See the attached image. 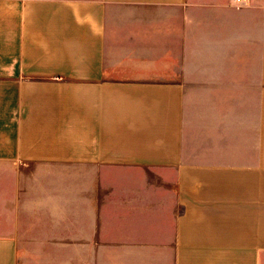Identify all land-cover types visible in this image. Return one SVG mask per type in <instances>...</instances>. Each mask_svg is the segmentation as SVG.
I'll return each mask as SVG.
<instances>
[{"label":"crops","instance_id":"crops-1","mask_svg":"<svg viewBox=\"0 0 264 264\" xmlns=\"http://www.w3.org/2000/svg\"><path fill=\"white\" fill-rule=\"evenodd\" d=\"M0 264H264V0H0Z\"/></svg>","mask_w":264,"mask_h":264},{"label":"built area","instance_id":"built-area-1","mask_svg":"<svg viewBox=\"0 0 264 264\" xmlns=\"http://www.w3.org/2000/svg\"><path fill=\"white\" fill-rule=\"evenodd\" d=\"M241 0H237V2H240Z\"/></svg>","mask_w":264,"mask_h":264}]
</instances>
